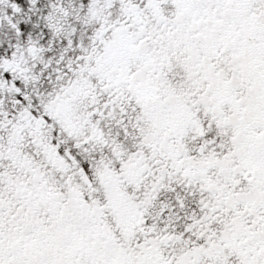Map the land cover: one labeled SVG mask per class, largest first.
<instances>
[{
    "label": "snow or ice",
    "instance_id": "6c2138e0",
    "mask_svg": "<svg viewBox=\"0 0 264 264\" xmlns=\"http://www.w3.org/2000/svg\"><path fill=\"white\" fill-rule=\"evenodd\" d=\"M0 264H264V0H0Z\"/></svg>",
    "mask_w": 264,
    "mask_h": 264
}]
</instances>
